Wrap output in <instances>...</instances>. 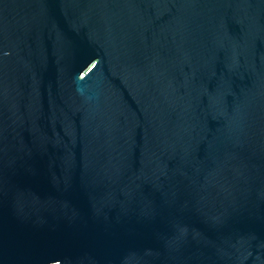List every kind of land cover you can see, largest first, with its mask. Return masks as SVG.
Segmentation results:
<instances>
[{
  "label": "water",
  "instance_id": "1",
  "mask_svg": "<svg viewBox=\"0 0 264 264\" xmlns=\"http://www.w3.org/2000/svg\"><path fill=\"white\" fill-rule=\"evenodd\" d=\"M0 264H264V0H0Z\"/></svg>",
  "mask_w": 264,
  "mask_h": 264
}]
</instances>
